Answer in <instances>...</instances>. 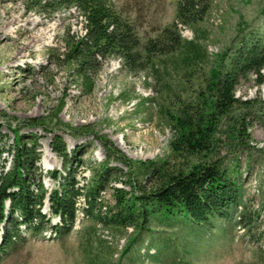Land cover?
Listing matches in <instances>:
<instances>
[{"label": "rangeland", "instance_id": "374dc122", "mask_svg": "<svg viewBox=\"0 0 264 264\" xmlns=\"http://www.w3.org/2000/svg\"><path fill=\"white\" fill-rule=\"evenodd\" d=\"M180 0H106L143 43L158 38L176 20ZM36 0H0V126L4 155L11 167L16 129L19 136L37 138L43 184L51 192L58 183L52 173L75 171L81 186L109 166L111 176L100 190L96 215L115 205V188L152 189L157 179L144 175L143 163H167L187 169L196 157H177L172 151L177 116L195 101L211 68L231 57L248 38L264 39V0H210L209 12L191 27L180 26L183 39L193 42L186 54L157 62V70L131 69L117 56L100 59L89 74L92 85L68 60V42L85 35L78 9L36 7ZM261 80V84L258 80ZM242 103L234 113L245 122L246 136L233 148L223 133L215 159L236 169L239 203L228 220L212 219L199 226L185 218L150 219L147 225L106 227L85 215V199L78 203L77 220L66 236L46 232L33 237L22 228V239L0 255V264H264V69L251 75L236 91ZM57 137L70 161L52 148ZM30 147L31 140L25 138ZM118 150L132 169L114 162ZM109 160V161H108ZM122 170L115 171V170ZM85 179V180H84ZM135 189V192L138 191ZM49 195L43 213L49 212ZM52 218L51 224H59ZM3 229L0 228V243Z\"/></svg>", "mask_w": 264, "mask_h": 264}, {"label": "trees", "instance_id": "16d2710c", "mask_svg": "<svg viewBox=\"0 0 264 264\" xmlns=\"http://www.w3.org/2000/svg\"><path fill=\"white\" fill-rule=\"evenodd\" d=\"M36 7L53 9L56 12L72 7L79 10L84 20L85 35L77 41L68 42V60L76 62L78 75L92 85L88 74L96 69L100 59L111 56L120 58L131 69L143 67L157 70V62H165L168 56L185 55L188 64L195 61L189 54L196 49L193 42L181 35L180 26L191 27L203 20L209 12L210 0H180L177 5L175 22L166 27L160 36L143 43L132 27L122 20L106 0H36ZM264 69V39L248 38L233 51L231 57L224 58L211 68L205 88L195 99L182 109L177 116L172 114L175 138L172 142L173 154L183 158H198L200 161L187 169L170 168L167 163H143L144 175L156 177L152 189L133 185L132 191L115 188V205L108 208L105 215H96L100 190L111 176L109 166L104 167L97 177L81 186L75 171L68 169L66 175L52 173L50 179L58 187L49 192L43 184V173L37 164V138L29 136L31 145L14 129L15 139L11 167L7 169L4 155L12 153L4 147L5 135L0 126V228L3 229L0 255L8 252L21 240L22 228L33 237L46 232L56 236H66L72 231L76 220L78 203L85 199L84 213L106 227H128L147 225L150 219L181 217L196 225L210 224L212 219L228 220L232 208L239 203L240 186L235 181L236 169L228 163L215 159L220 135H224L233 148L246 136L245 122L236 119L234 113L241 104L244 108H254L251 103H242L236 98L239 84L251 75L261 78ZM91 70V71H90ZM261 80L258 83L261 84ZM114 154V162L132 169V161L127 160L118 150L104 144ZM53 151L70 161L63 140L57 137ZM109 161V160H108ZM120 171L122 170H115ZM85 180V179H84ZM135 189L138 191L135 192ZM49 195V212L43 214L45 199ZM52 218L59 224L52 225Z\"/></svg>", "mask_w": 264, "mask_h": 264}, {"label": "water", "instance_id": "95a60500", "mask_svg": "<svg viewBox=\"0 0 264 264\" xmlns=\"http://www.w3.org/2000/svg\"><path fill=\"white\" fill-rule=\"evenodd\" d=\"M47 201H49V199Z\"/></svg>", "mask_w": 264, "mask_h": 264}]
</instances>
